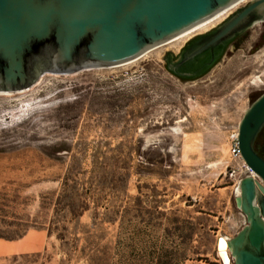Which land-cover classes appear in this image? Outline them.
Here are the masks:
<instances>
[{"label": "rangeland", "instance_id": "obj_1", "mask_svg": "<svg viewBox=\"0 0 264 264\" xmlns=\"http://www.w3.org/2000/svg\"><path fill=\"white\" fill-rule=\"evenodd\" d=\"M263 29L197 81L167 70L165 55L183 41L131 65L47 73L32 89L0 95V217L15 223H0V233L28 231L19 245L6 241L0 264H89L98 251L113 264H181L186 254L185 264H222L218 239L247 226L234 193L250 174L231 148L264 94ZM63 195V206L87 199L90 211L57 214ZM53 219L67 243L49 234Z\"/></svg>", "mask_w": 264, "mask_h": 264}, {"label": "water", "instance_id": "obj_2", "mask_svg": "<svg viewBox=\"0 0 264 264\" xmlns=\"http://www.w3.org/2000/svg\"><path fill=\"white\" fill-rule=\"evenodd\" d=\"M243 0H0V94L36 87L47 73L80 75L132 64L193 28L209 25ZM264 23V0H253L191 45L170 70L225 49ZM264 127V94L246 111L238 132L243 162L254 175L235 189L247 226L227 241L222 264H264V159L255 150Z\"/></svg>", "mask_w": 264, "mask_h": 264}, {"label": "trees", "instance_id": "obj_3", "mask_svg": "<svg viewBox=\"0 0 264 264\" xmlns=\"http://www.w3.org/2000/svg\"><path fill=\"white\" fill-rule=\"evenodd\" d=\"M255 150L257 152V154L264 159V127L262 128V130L260 131L257 139H256V142H255ZM69 152V151H68ZM98 174L99 173V170H95L93 172V174ZM69 183H70V172L67 174L66 178H65V181H64V186H65V192L67 189H70V186H69ZM64 195L59 197L58 200H57V203H56V208L57 209V214H58V211L59 212H68L69 215L71 216H74V217H79V216H82L84 215L86 212L90 211V200H87V199H80V200H75V202H71V203H67L65 204V208L63 210V203H64ZM56 219H53L50 223V229H49V234L51 235H54L55 234H58V240L65 244L67 243V236H66V233H67V228L63 227L62 228L55 222ZM178 221V220H176ZM0 223L2 224H6L8 226H12L14 225L15 223L14 222H8L5 218L3 217H0ZM186 225H191L189 221L186 222ZM57 231V232H55ZM61 231V232H60ZM193 229H192V232L188 233L186 235V242L188 241H191L193 239ZM28 231H24L22 233H18L16 235H13V236H7L5 234H1L0 233V240H3V241H7V242H16V241H20L22 240L26 235H27ZM78 251V250H77ZM76 251V252H77ZM82 253V252H81ZM193 255H198L197 253H192ZM68 255V253H67ZM83 255L84 252H83ZM14 259H18L17 257H15ZM201 260L200 261H206L207 263L210 264L209 260L207 259H204L202 260V258H200ZM188 260H191L188 256V254L184 255L182 257V259L180 260L181 261V264H185ZM88 261H89V264H113L114 262V259L113 257H111L110 253L109 252H101V251H98V252H93L91 256H88ZM159 264H165L163 263V261H161Z\"/></svg>", "mask_w": 264, "mask_h": 264}, {"label": "flooded vegetation", "instance_id": "obj_4", "mask_svg": "<svg viewBox=\"0 0 264 264\" xmlns=\"http://www.w3.org/2000/svg\"><path fill=\"white\" fill-rule=\"evenodd\" d=\"M222 25V24H221ZM257 25H264V23H258L255 24L251 29L247 30L243 34L237 36L233 41H231L225 49H218L215 52V61L214 63L210 65L213 56L211 54L204 55L194 62L190 63L186 67L182 68L179 70L180 75L174 74L171 70L170 67L178 64L180 57L185 53L187 48H189L191 45L194 43L198 42L201 40L203 37L211 34L214 30H216L218 27L215 29L211 30L210 32L202 35H195L190 41H188L186 44L181 46L180 50L178 53H175L174 51L168 52V54L165 55V63L167 66V70L172 73L174 76L178 77L179 79L185 81V82H191V81H197L200 79L205 78L210 74V72L217 67L222 60L231 52L233 49L234 51H239L240 48L247 42L249 33L250 31L255 28ZM264 46V29L261 32V36L258 40V48H262Z\"/></svg>", "mask_w": 264, "mask_h": 264}, {"label": "bare ground", "instance_id": "obj_5", "mask_svg": "<svg viewBox=\"0 0 264 264\" xmlns=\"http://www.w3.org/2000/svg\"><path fill=\"white\" fill-rule=\"evenodd\" d=\"M249 1H251V0H243V1H241L237 5L231 7L223 17L215 20L214 22L210 23L209 25L201 26V27H198V28H193L192 30H190V31L186 32L185 34L173 39L172 41L168 42L167 44L159 46L157 49H155V50L151 51L150 53L146 54L141 59H143V58H145V57H147V56H149L151 54H154V53L158 52L159 50L165 49L167 47H170L172 49L178 44L180 46L181 43L183 44V41H185L187 43L195 35H201V34H205V33L209 32L210 30L214 29L217 25H219V23H222L227 18H229L234 13V11L238 10L240 7H242L243 5L247 4ZM138 61H136V62H138ZM136 62H134V63H136ZM134 63H132V64H134ZM129 65H131V64H129ZM0 95L10 96L11 94H0ZM247 171L249 172L250 170L248 169ZM222 238L224 239V243H222V245H221V249H220L219 255H220L221 260L227 261V259L229 257L228 256L227 241L230 240V239L227 238V237H222Z\"/></svg>", "mask_w": 264, "mask_h": 264}, {"label": "built area", "instance_id": "obj_6", "mask_svg": "<svg viewBox=\"0 0 264 264\" xmlns=\"http://www.w3.org/2000/svg\"><path fill=\"white\" fill-rule=\"evenodd\" d=\"M231 153H232V157L234 158L235 161L242 162L245 166V163L243 162V159H242L241 150L239 147L238 134H236V136H234V138L232 140ZM246 169L248 170L247 167H246ZM249 174L254 175L252 173V171H249Z\"/></svg>", "mask_w": 264, "mask_h": 264}, {"label": "crops", "instance_id": "obj_7", "mask_svg": "<svg viewBox=\"0 0 264 264\" xmlns=\"http://www.w3.org/2000/svg\"><path fill=\"white\" fill-rule=\"evenodd\" d=\"M23 240H20V241H17V242H12L11 244L19 245L20 243H22ZM5 243L6 244H4L3 240H0V257L7 255V250H8L9 243H7L6 241H5Z\"/></svg>", "mask_w": 264, "mask_h": 264}]
</instances>
